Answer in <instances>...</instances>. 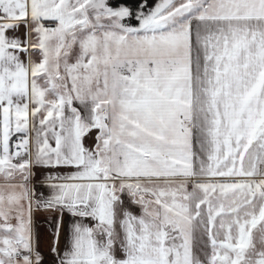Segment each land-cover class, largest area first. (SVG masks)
I'll return each instance as SVG.
<instances>
[{
  "label": "snow or ice",
  "instance_id": "6c2138e0",
  "mask_svg": "<svg viewBox=\"0 0 264 264\" xmlns=\"http://www.w3.org/2000/svg\"><path fill=\"white\" fill-rule=\"evenodd\" d=\"M0 264H264V0H0Z\"/></svg>",
  "mask_w": 264,
  "mask_h": 264
},
{
  "label": "crops",
  "instance_id": "0c3cea01",
  "mask_svg": "<svg viewBox=\"0 0 264 264\" xmlns=\"http://www.w3.org/2000/svg\"><path fill=\"white\" fill-rule=\"evenodd\" d=\"M54 213L40 211L34 217V228L38 233L40 240V251L44 255L46 261L51 262L53 254L50 252L51 232H52V217Z\"/></svg>",
  "mask_w": 264,
  "mask_h": 264
},
{
  "label": "water",
  "instance_id": "95a60500",
  "mask_svg": "<svg viewBox=\"0 0 264 264\" xmlns=\"http://www.w3.org/2000/svg\"><path fill=\"white\" fill-rule=\"evenodd\" d=\"M129 2H134V0H129Z\"/></svg>",
  "mask_w": 264,
  "mask_h": 264
}]
</instances>
